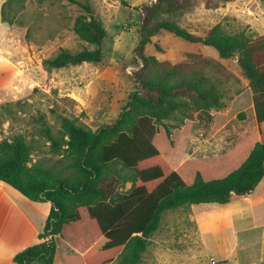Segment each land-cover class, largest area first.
Returning <instances> with one entry per match:
<instances>
[{
  "label": "trees",
  "instance_id": "trees-1",
  "mask_svg": "<svg viewBox=\"0 0 264 264\" xmlns=\"http://www.w3.org/2000/svg\"><path fill=\"white\" fill-rule=\"evenodd\" d=\"M24 1L6 0L2 19L11 21L7 9L11 12ZM71 1L85 12L74 31L92 48H62L44 60L48 70L102 61L107 36L103 22L90 3ZM229 1L153 0L138 7L140 39L130 67L136 90L116 121L92 130L64 117L61 135L45 129L53 152L75 158L74 174L62 177L29 166L32 149L22 135L0 141V181L32 201L51 204L39 242L18 252L16 264H55L60 242L71 238V228L79 241L85 233L88 240L79 254L65 256L66 264H141L166 211L228 204L257 188L264 179V34L247 29L226 32L219 24L197 33L185 20L198 5L214 9ZM162 32L211 46L221 59H237L252 90L258 140L220 156L171 165L169 155L181 153L174 149L175 131L186 138L197 112L220 111L228 103L218 73L225 68L219 60L191 53L187 68L147 53V46ZM227 70L223 76L229 77ZM81 225L83 233L76 231Z\"/></svg>",
  "mask_w": 264,
  "mask_h": 264
},
{
  "label": "rangeland",
  "instance_id": "rangeland-1",
  "mask_svg": "<svg viewBox=\"0 0 264 264\" xmlns=\"http://www.w3.org/2000/svg\"><path fill=\"white\" fill-rule=\"evenodd\" d=\"M75 1L90 3L107 30L100 63L52 70L44 65V60L56 56L62 48L72 51L92 48L74 31L77 18L85 13L74 1L25 0L11 12L7 9L11 21L0 18V141L24 136L32 149L29 166L56 172L62 177L75 173L76 160L67 154L64 156L62 151L53 152L45 129L61 135L64 117L92 130L116 121L136 90L130 67L140 39L138 7L153 0ZM185 20L197 33L219 24L226 32L247 29L264 34V1L231 0L214 9L198 5ZM147 53L160 61L184 63L187 68L191 64L189 54H203L219 60L231 72L229 77L223 76L225 69L218 72L228 107L197 112L186 138L181 131H175L174 149L181 153L169 155L173 167L191 158L220 156L237 145L258 140L252 90L237 59H221L215 48L187 41L170 32L154 37L147 46ZM6 186L4 192L9 198L31 204L19 191L7 183ZM130 186L128 183L125 188ZM245 200L248 199L234 197L232 202ZM229 206L204 203L166 211L141 264H237V256L232 254L231 248L232 231L227 228L226 243L221 247L213 230L215 222L226 218L218 213L228 210ZM50 207V203L39 204L37 216L41 218L37 225L40 231L45 223L43 211L46 209L48 217ZM76 231L83 233L84 226L77 227ZM86 235L79 241L75 228H71V238L60 242L57 264H65L68 254H79L88 240ZM37 237L38 234L31 231L29 246L36 243ZM224 256L230 258L228 262L222 261ZM4 264L16 263L10 259Z\"/></svg>",
  "mask_w": 264,
  "mask_h": 264
},
{
  "label": "crops",
  "instance_id": "crops-1",
  "mask_svg": "<svg viewBox=\"0 0 264 264\" xmlns=\"http://www.w3.org/2000/svg\"><path fill=\"white\" fill-rule=\"evenodd\" d=\"M5 1L0 0V18H2L1 8ZM6 187V183L0 181V264L13 259L18 252L29 247L31 231L38 236L42 232L37 225V221L41 218V215L37 216V212L39 204L45 203L30 199L31 204L25 200L16 202L4 192L7 190ZM245 197L248 200L236 204L230 202L228 210L218 213V215H225L226 218L213 225L216 242L220 243L221 247L224 246L228 228L234 235L231 248L232 254L237 256V264H264V179L251 194ZM42 220L46 223V209L43 211ZM38 242L39 237L36 243ZM229 259L224 256L222 261L228 262Z\"/></svg>",
  "mask_w": 264,
  "mask_h": 264
}]
</instances>
